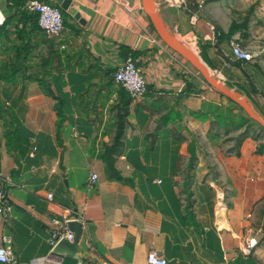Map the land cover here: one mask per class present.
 <instances>
[{"label":"crops","instance_id":"obj_1","mask_svg":"<svg viewBox=\"0 0 264 264\" xmlns=\"http://www.w3.org/2000/svg\"><path fill=\"white\" fill-rule=\"evenodd\" d=\"M7 2L0 0V173L12 182V211L0 218V245L11 237L16 264H145L150 251L168 264H264V139L255 124L235 128L245 114L162 41L142 1L72 0L82 22L69 13L59 37ZM160 10L180 38L214 34L180 8ZM221 43L202 50L225 84L244 91L238 58ZM123 45L135 51L148 91L127 107L110 175L102 154L118 132L114 74ZM35 77H47L63 99L61 129L58 101ZM245 94L264 109L260 93ZM75 215L85 223L73 261L52 254L49 238L60 229L53 218Z\"/></svg>","mask_w":264,"mask_h":264},{"label":"built area","instance_id":"obj_2","mask_svg":"<svg viewBox=\"0 0 264 264\" xmlns=\"http://www.w3.org/2000/svg\"><path fill=\"white\" fill-rule=\"evenodd\" d=\"M156 5L159 10L161 6L183 8L191 14V23L194 24L199 17L198 10H193L192 8H190L186 0H158L156 2ZM201 6L202 5L200 4L199 7ZM27 7L29 10L35 11L39 14V26L46 32L47 35L52 37L61 36L65 28V20L60 6L40 0H30L27 4ZM213 35L215 38V31ZM231 44L233 45V53L238 59H250L249 52L245 51L237 41L235 42V40L232 39ZM62 47L64 48L65 46L63 45ZM215 73L221 78L220 72L215 71ZM114 79L119 85L127 90L129 95L133 99L141 98V96L143 97L148 91V82L138 65L137 58L132 54H129L125 57L122 64L116 70ZM98 179L99 174L96 173V171L94 173H91L88 185L90 187H93L94 185H96ZM11 183L12 182L8 176L0 173V218L7 219L12 211V200L10 194H8V186ZM52 196L53 194L50 193L49 197L52 198ZM71 220H78L82 223V225L85 223V219L82 215L53 218L54 224L58 225L60 229L56 232H53V234L49 238L51 250L62 238L73 240L74 232L69 230L67 226L68 222ZM2 242L3 244L0 245V263L16 264L17 259L12 249L11 237L5 235ZM249 246H253V241L249 242ZM45 263V259L36 260L33 262V264ZM145 264H168V260L158 252L150 251L148 253L147 261L145 262Z\"/></svg>","mask_w":264,"mask_h":264},{"label":"rangeland","instance_id":"obj_3","mask_svg":"<svg viewBox=\"0 0 264 264\" xmlns=\"http://www.w3.org/2000/svg\"><path fill=\"white\" fill-rule=\"evenodd\" d=\"M186 2L190 8L198 10L199 17L194 24L191 23V14L187 10L180 8L184 11L189 19V23L192 26H196L199 22H202L203 25L211 26L212 29L210 30L212 31H215L216 28H218L221 31L227 32L233 22L245 24L246 27L243 31L238 32L236 36L230 40L225 39L223 44L228 48L230 53L233 46L231 44L232 39L235 40V42L237 41L245 51L249 52L250 62L261 65V69L264 71V0H186ZM200 4L202 5L201 7H199ZM168 7L178 9V7ZM179 39L186 46L192 47L196 50L202 61L210 69V72H212L221 81H224L223 78L217 76L215 71L212 70L213 67L209 64L205 51L201 50L199 47V45L203 46L207 42L210 43L211 46L220 50V48L223 47L220 46L222 43L219 42L216 37L214 38V35L211 34L210 39L208 38L204 40H201L199 37L193 35H191L189 40L183 38ZM232 56L235 57L234 53ZM187 62L199 76L200 81L208 85L209 88L212 87L207 83L203 74L189 61ZM232 88L236 91L238 90V88ZM241 92L243 95H247L244 91L241 90ZM254 126L255 132H258L261 139H264V127H262L259 123H256Z\"/></svg>","mask_w":264,"mask_h":264},{"label":"trees","instance_id":"obj_4","mask_svg":"<svg viewBox=\"0 0 264 264\" xmlns=\"http://www.w3.org/2000/svg\"><path fill=\"white\" fill-rule=\"evenodd\" d=\"M29 1L30 0H8L7 3H10V5L14 6L17 10L20 11V15L24 21H30L32 23L33 27H40L39 22H38L39 14L35 11L29 10L27 7V4ZM40 1L51 3L53 5L59 6L56 2H54V0H40ZM62 12H63L64 20L66 23V18L69 16V13L63 9H62ZM10 19L11 18H7L5 23L9 22ZM151 27L154 30L152 25H151ZM245 27H246L245 24H238L236 22H233L227 32L221 31L218 28H216L215 37L219 42H222L225 39L230 40L231 38L236 36V34L238 32L243 31V29ZM121 48H123L125 50L126 56L129 54L136 56L135 51L129 49L128 47L123 45ZM203 48H204V50L207 49L205 44L203 45ZM235 65L242 70L246 79L249 81L248 82V84H249L248 88H246V89L242 88L245 91V93H249V92L250 93H260L262 95V97L264 98V71H263V69H261L262 68L261 65L256 64V63H251L250 60H247V59H237L235 61ZM35 78L40 82V84H41L42 88L45 90L46 94L56 98V100L58 101L57 105H56V109L58 111V128L61 129V127L65 121V118H66L65 114H64V110H63V99L56 96L54 94V92L51 90L49 80L47 77L46 78L35 77ZM219 94H221V93H219ZM221 95L223 97H226L223 94H221ZM119 96H121V101H120L121 105H120V114H119V119H118L119 120L118 132H117V135H116L115 140L113 141L112 145L107 147L105 149L104 153L102 154V157L106 161L107 171L110 175L116 174V169H115L116 167L114 164V162H115L114 155L116 153H118L119 148L121 146L122 137L124 135L125 117L127 115V107L129 106L131 100L133 99L129 95L127 90L122 86H121ZM228 100L230 102H232L234 105L238 106L240 111L245 114V116H243L237 122L232 120V123L235 126V128L241 129L243 127H246L247 129H250L253 124L257 123L256 121L251 119L249 117V115L243 110V108L241 106H239L235 101H233L230 98H228ZM262 111L264 112V109H262ZM258 152H260V153L264 152V143L260 144V146L258 148Z\"/></svg>","mask_w":264,"mask_h":264},{"label":"water","instance_id":"obj_5","mask_svg":"<svg viewBox=\"0 0 264 264\" xmlns=\"http://www.w3.org/2000/svg\"><path fill=\"white\" fill-rule=\"evenodd\" d=\"M142 6L146 14L148 15L151 24L155 31L158 33L162 41L172 48L183 58L189 61L197 70H199L205 77L207 83L212 86L219 93L235 101L243 110L249 115L251 119L259 123L264 127V112L260 106L253 103L249 98L239 90H235L232 87L225 84L223 81L218 79L207 65L196 56L185 46V44L179 39L171 28L165 23V20L159 11L156 2L158 0H141ZM63 10L74 15L80 22H82L81 15L72 4V0H54ZM200 49H203L202 45H199ZM68 229L74 232L73 240L68 238H62L53 247L52 254L60 256L62 258H68L78 260L80 258L81 248L79 245V239L83 233V225L78 220H71L67 224Z\"/></svg>","mask_w":264,"mask_h":264},{"label":"bare ground","instance_id":"obj_6","mask_svg":"<svg viewBox=\"0 0 264 264\" xmlns=\"http://www.w3.org/2000/svg\"><path fill=\"white\" fill-rule=\"evenodd\" d=\"M187 48H189V50L196 56V58L202 60L196 50H194L192 47H189V46H187Z\"/></svg>","mask_w":264,"mask_h":264}]
</instances>
